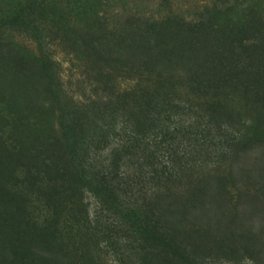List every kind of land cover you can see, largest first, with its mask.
<instances>
[{"label":"rangeland","instance_id":"374dc122","mask_svg":"<svg viewBox=\"0 0 264 264\" xmlns=\"http://www.w3.org/2000/svg\"><path fill=\"white\" fill-rule=\"evenodd\" d=\"M78 35L88 46H73ZM100 75L119 92L165 80L237 141L214 174L225 190L168 209L184 216L171 223L174 255L140 249L91 193L71 204L66 183L52 202L23 188L27 167L53 175L66 158L63 111L44 82L61 102L87 104L106 94ZM22 76L41 83L26 106L13 101ZM0 264H264V0H0Z\"/></svg>","mask_w":264,"mask_h":264},{"label":"trees","instance_id":"16d2710c","mask_svg":"<svg viewBox=\"0 0 264 264\" xmlns=\"http://www.w3.org/2000/svg\"><path fill=\"white\" fill-rule=\"evenodd\" d=\"M73 44L88 46L81 35ZM99 48L94 41L88 52L98 56ZM36 66L47 79L50 66ZM37 79L14 81L13 101L32 104L41 85ZM98 82L106 94L87 104L61 102L44 82L52 105L63 111L59 129L66 158L53 161V175L34 166L32 175L27 167L23 188L36 185L39 197L52 202L59 182L66 183L71 204L81 192L91 193L113 215L117 229L142 244L140 249L174 255L182 233L171 223L179 225L184 216L168 209L190 211L202 207L215 187L225 190L223 182L214 183V174L237 156V141H229L221 116L218 120L214 111L175 97L165 80L123 92L108 76L100 75Z\"/></svg>","mask_w":264,"mask_h":264}]
</instances>
